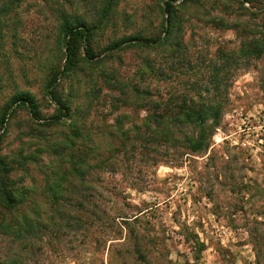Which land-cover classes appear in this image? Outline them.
<instances>
[{
  "label": "rangeland",
  "instance_id": "1",
  "mask_svg": "<svg viewBox=\"0 0 264 264\" xmlns=\"http://www.w3.org/2000/svg\"><path fill=\"white\" fill-rule=\"evenodd\" d=\"M162 1L0 0V118L20 93L38 111L12 104L0 127L18 199L0 200V264H264V0H174L168 40ZM61 20L91 31L92 56L78 43L51 124ZM133 38L164 41L112 47ZM171 95L210 118L156 143L153 102Z\"/></svg>",
  "mask_w": 264,
  "mask_h": 264
},
{
  "label": "trees",
  "instance_id": "2",
  "mask_svg": "<svg viewBox=\"0 0 264 264\" xmlns=\"http://www.w3.org/2000/svg\"><path fill=\"white\" fill-rule=\"evenodd\" d=\"M193 1L195 0H182L181 4L183 6ZM173 3L174 0L162 1L163 12L167 16L165 20L166 25L164 27V33L166 35L164 38L165 40H168L174 31V28H176L174 19V11L176 7L173 5ZM60 24L61 34L64 40V63L62 65L61 71L55 73V75L50 79L46 88V95L56 104L58 110V115L56 118L51 120V124L57 123L60 118H66L69 115V107L57 96L54 86L56 81L61 76L70 74L75 69L77 64L78 43L85 45L84 57L86 60H89L92 56L90 50L88 49L91 31L88 28L83 27L81 23L71 24L66 20H61ZM164 39L160 42L158 39H124L114 43L112 47L118 49L124 44V48L138 47L143 49H152L154 47L160 46ZM12 104L26 108L33 118L38 117V111L35 107L33 98L29 94L20 93L16 95L5 108L0 118V127L6 125L8 116L12 112V109H10ZM153 104L156 106V108L153 110L151 117L155 122H159V124L163 126V129L159 130V133L155 134L156 143H160L161 141L168 143L169 141L176 139L174 137V128H171V125L180 127V125L188 124L194 125L196 127H202L210 118L208 115V111H211L209 105H196L195 102H187L185 99L175 95H171L167 100H161L158 102L154 101ZM187 143L190 147L189 150L193 153H200L207 147V144L205 143V137L202 134L198 137L192 136L191 138H188ZM109 152H119V149L117 150L110 148ZM0 200L2 207L6 210H12L18 205V199L14 192L8 189L4 184H1L0 187Z\"/></svg>",
  "mask_w": 264,
  "mask_h": 264
}]
</instances>
